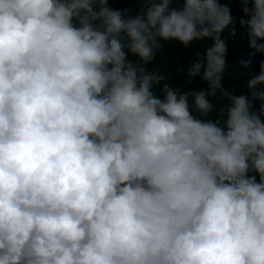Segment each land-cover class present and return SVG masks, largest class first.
<instances>
[{
	"label": "clouds",
	"instance_id": "obj_1",
	"mask_svg": "<svg viewBox=\"0 0 264 264\" xmlns=\"http://www.w3.org/2000/svg\"><path fill=\"white\" fill-rule=\"evenodd\" d=\"M240 3L0 0V264H264V0Z\"/></svg>",
	"mask_w": 264,
	"mask_h": 264
},
{
	"label": "trees",
	"instance_id": "obj_2",
	"mask_svg": "<svg viewBox=\"0 0 264 264\" xmlns=\"http://www.w3.org/2000/svg\"><path fill=\"white\" fill-rule=\"evenodd\" d=\"M112 2L121 8H127L132 7L135 3H137V0H122L123 3H121L120 0H112ZM220 2L228 4L232 10L233 15L235 16L241 9V0H220ZM242 38L243 34L239 33L237 38L232 37L228 39V42L236 43L239 42ZM208 43V41H205L200 46L197 45V47H193L192 49H185L183 45H180L178 43L175 44L172 42H167L159 53L158 58L163 59V61L168 59L167 66L173 65V68L184 67L195 55V52L200 50V48L206 46ZM239 45L242 46L241 44ZM154 65L155 63L153 65H149V67L152 68Z\"/></svg>",
	"mask_w": 264,
	"mask_h": 264
}]
</instances>
